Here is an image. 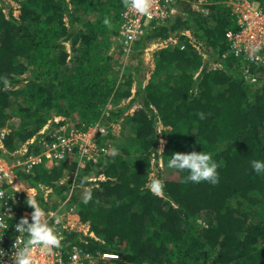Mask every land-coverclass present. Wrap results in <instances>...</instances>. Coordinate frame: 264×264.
<instances>
[{"label":"trees","instance_id":"obj_1","mask_svg":"<svg viewBox=\"0 0 264 264\" xmlns=\"http://www.w3.org/2000/svg\"><path fill=\"white\" fill-rule=\"evenodd\" d=\"M3 1L0 78L8 87L0 79V127L11 128L4 140L8 152L43 133L54 116L77 114L74 125H89L112 105L107 118L115 123L131 108L129 146L116 145L115 156L86 163L83 178L61 182L65 171L76 168V158L20 172L31 185L52 188L44 202L39 187L44 208L58 206L53 192L63 199L71 189L83 195L91 189L87 204L75 193L68 202L74 206L70 218L89 222L93 235L66 233L64 250L78 244L95 256L90 264H103L97 258L102 253L116 254L109 260L117 264H264V175L250 166L253 159L264 160V63L252 68L258 78L250 83L239 58L221 57L229 51L227 30L237 28L229 0H208L202 6L207 12L198 8L199 0H178L176 16L137 40L132 56L172 34L186 45L156 50L155 69L145 84L137 74L139 63L133 69L124 64L126 72L120 74L122 53L112 50L118 29L112 22H120L122 0H13L18 14L6 13ZM257 1L264 7V0ZM106 16L110 28L103 24ZM186 29L221 58L223 68H208L181 34ZM159 123L171 128L163 130L161 149ZM193 148L209 152L218 163L217 184L186 183L185 172L167 167L172 152ZM8 152L0 155L10 158ZM160 158L170 172L164 178L159 169L163 190L153 195L146 184L152 160ZM100 174L106 179H89Z\"/></svg>","mask_w":264,"mask_h":264},{"label":"built area","instance_id":"obj_2","mask_svg":"<svg viewBox=\"0 0 264 264\" xmlns=\"http://www.w3.org/2000/svg\"><path fill=\"white\" fill-rule=\"evenodd\" d=\"M208 0H199L198 8L205 11L202 6ZM230 9L237 22V28L227 30L226 39L228 50L222 53V58L232 54L239 58L244 76L251 83L257 81L258 75L253 72L264 63V7L257 0H229ZM180 12L178 0H152L151 17L136 13L125 7L120 12V22L114 36L113 51H121L124 60L128 63L134 53V43L149 34L156 26L163 24ZM188 36L192 46L209 62L208 68L217 70L223 68L222 60L216 53L206 51L202 41L197 40L189 29L181 32ZM180 44L185 48V43H180L179 35L169 37L154 43L155 49L165 48ZM150 49L146 48L145 50ZM118 52V51H117ZM213 52V51H212ZM125 63V64H126ZM9 124L0 127V150L8 152L5 147V137L10 133ZM40 135H34L18 149L8 152L10 158L0 155V247L5 249L3 259L6 264H14L12 254L15 252L13 244L16 239L15 225L23 216H28L31 222L33 208L27 204L28 192L39 202V187L43 192L44 202H49L52 188L40 184L38 187L31 185L20 177V172L31 173L38 165L45 164L52 167L66 158H76L75 169L65 171L68 178L63 177L61 182L75 179L84 165L88 162L99 163L106 155L111 153V143L105 140L109 129L100 119L95 123L83 126L74 125L64 116H54L49 119ZM38 143V148L31 145ZM91 180L100 177H91ZM40 204V202H39ZM41 206V204H40ZM41 208L45 212V219L54 226L62 237L66 233L78 231L93 235L89 222H78L70 218L73 208L64 211L61 206ZM48 213H52L51 216ZM60 216L56 222V216ZM7 226V227H4ZM25 237H21L24 239ZM54 249L51 253L42 254L39 249L34 251V264H90L95 256L83 250L78 244L67 245ZM118 257L116 254L102 253L98 257ZM100 257V258H101Z\"/></svg>","mask_w":264,"mask_h":264},{"label":"clouds","instance_id":"obj_3","mask_svg":"<svg viewBox=\"0 0 264 264\" xmlns=\"http://www.w3.org/2000/svg\"><path fill=\"white\" fill-rule=\"evenodd\" d=\"M123 6L126 9L134 10L136 13L151 17L152 0H122ZM18 7V6H17ZM106 27H111L110 19L106 16L103 20ZM3 79L5 89L8 87L7 79ZM200 119H204V113H198ZM158 132H160L158 130ZM117 154L113 149L112 156ZM252 170L258 175H264V160L253 159L250 161ZM169 169H175L180 172H185L184 182L201 183L208 182L217 184L219 182V173L217 171L219 165L213 159L212 155L205 151H174L171 153L170 159L167 161ZM146 187L153 195H161L163 184L159 177L153 175L149 177ZM92 199L91 189H87L83 195V202L87 204ZM27 204L34 210L31 213V222L28 216L20 218L15 225L16 235L13 248L15 252L12 254L14 264H34V251L39 249L42 254L51 253L54 249L61 247L62 237L45 219V212L41 208L39 202L29 194L27 196ZM49 216L52 213H48ZM56 222H59L61 217L56 216ZM199 223V221H197ZM7 227V226H4ZM21 237H25L21 239ZM6 255L5 249L0 247V264H6L3 257Z\"/></svg>","mask_w":264,"mask_h":264},{"label":"rangeland","instance_id":"obj_4","mask_svg":"<svg viewBox=\"0 0 264 264\" xmlns=\"http://www.w3.org/2000/svg\"><path fill=\"white\" fill-rule=\"evenodd\" d=\"M1 5L5 8L4 10H5L6 13H8L10 9L14 10V14H18L19 13V9L17 7V4L13 0H4L3 2H1ZM202 8H204L205 12H207V9L205 7H202ZM112 27H114L115 29L118 28L117 21H115V23L112 22ZM147 46L151 47V42L147 43ZM118 58H119V62H118L117 68L120 71V74H122V72H126V68L124 67L125 65L126 66L129 65L128 67H131L132 69L140 65V68H139L137 74L140 77V79H142L144 84L146 82H148V80L151 78L152 72L155 69V61H154L155 57L153 59L152 54H151V49L148 50V51L145 50L140 55L137 54L136 56H132L131 60H129L128 63L122 62V60H124L122 55L121 56L119 55ZM138 63H139V65H138ZM133 88H135V87H133ZM127 102L128 101H124V102L122 101L120 103V105H124ZM111 107H112V105H109L108 109L111 108ZM13 109H15V108L13 107ZM108 109L104 111V116L102 118V121L105 123V125L109 129V136H108L107 141L111 143L112 150L116 148V145L119 146V144H122V145L124 144V145H126L128 147L129 144L131 143L129 141H130L131 137H133V133H132V130H131L130 126L127 125V123H126V117L128 116V114H130L131 108L128 109L123 114L121 119L118 122H115V123L110 121V120H108V118H107ZM15 120H16V118H14L12 120V122H16ZM67 120H69V122H71V123L78 122L79 121V116L77 114H74V115H71L70 117H68ZM164 129L168 131L171 128H165L161 123H159L158 130L160 131L159 132V134H160V139H159L160 140V146H159V148L160 149L162 148V142H163V139L165 138L164 135H163V130ZM168 134H169V132H168ZM152 162H153L154 165H153V170H152L150 175L151 176L155 175V176L158 177L159 169H160V170H163V171H161V173H163L164 174V178H166V176H167L166 174H169L170 171H169V169H165V170L163 169V161H162V159L160 158L159 162L157 160L153 159ZM79 174L80 175H78L77 178L78 177L79 178H83V175H85V174H82L81 171H80ZM65 178H68V176H66ZM90 178L91 177H89V179ZM71 191H73V192H71ZM71 191H70V193L68 195L64 196L63 199H61V194L53 192L52 200L55 203H57L58 206H61V208L64 211H67V210H69V209L74 207L72 202H71V205L68 202L69 196L71 194H74V193H75L74 195L77 194L78 196L76 198H78V199L83 197L82 192H80V194H78V192H77V190L75 188L71 189ZM212 253L216 254V251H212ZM100 257H97V258L100 259ZM101 258L104 260L103 264H117L114 260H109V259H112L110 257H101ZM94 261L92 263H94Z\"/></svg>","mask_w":264,"mask_h":264},{"label":"crops","instance_id":"obj_5","mask_svg":"<svg viewBox=\"0 0 264 264\" xmlns=\"http://www.w3.org/2000/svg\"><path fill=\"white\" fill-rule=\"evenodd\" d=\"M158 40H153V41H151V47H148V48H150L151 49V54H152V57H153V59H154V57H155V51L156 50H158V49H155V46H154V43L155 42H157ZM150 49H147V51L148 50H150ZM155 61V60H154ZM156 63V62H155ZM133 87H135V85L133 86ZM133 92H135V88H133ZM108 136V135H107ZM103 161V159H101L100 160V162H102ZM97 164V163H96ZM100 180H104V179H106V176L104 175V174H100ZM69 199H70V196H69Z\"/></svg>","mask_w":264,"mask_h":264}]
</instances>
